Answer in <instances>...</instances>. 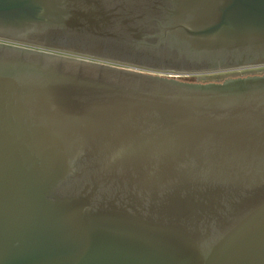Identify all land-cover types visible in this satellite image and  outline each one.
Wrapping results in <instances>:
<instances>
[{
	"label": "water",
	"instance_id": "obj_1",
	"mask_svg": "<svg viewBox=\"0 0 264 264\" xmlns=\"http://www.w3.org/2000/svg\"><path fill=\"white\" fill-rule=\"evenodd\" d=\"M261 68L264 0H0V264H264V75L181 80Z\"/></svg>",
	"mask_w": 264,
	"mask_h": 264
},
{
	"label": "rangeland",
	"instance_id": "obj_2",
	"mask_svg": "<svg viewBox=\"0 0 264 264\" xmlns=\"http://www.w3.org/2000/svg\"><path fill=\"white\" fill-rule=\"evenodd\" d=\"M112 65L118 66L120 68L129 69L132 71H136V72L142 71L140 68H136L132 66H121L120 64H112ZM143 72H146V71H143ZM254 75H264V68L214 73L211 75L186 76V77L184 76L185 79H181V80H186L189 78L188 81H193V82H201V83H220L221 82L222 83L228 79L248 77V76H254ZM174 77L176 78V76Z\"/></svg>",
	"mask_w": 264,
	"mask_h": 264
},
{
	"label": "trees",
	"instance_id": "obj_3",
	"mask_svg": "<svg viewBox=\"0 0 264 264\" xmlns=\"http://www.w3.org/2000/svg\"><path fill=\"white\" fill-rule=\"evenodd\" d=\"M185 79V78H184ZM189 79V78H188ZM188 79H186V81H188ZM194 79V78H193ZM189 82H193V81H189ZM221 83V82H220ZM223 83V82H222Z\"/></svg>",
	"mask_w": 264,
	"mask_h": 264
}]
</instances>
